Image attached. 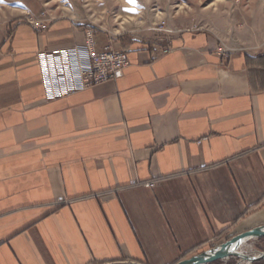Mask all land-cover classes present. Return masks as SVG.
Masks as SVG:
<instances>
[{
	"label": "crops",
	"instance_id": "crops-1",
	"mask_svg": "<svg viewBox=\"0 0 264 264\" xmlns=\"http://www.w3.org/2000/svg\"><path fill=\"white\" fill-rule=\"evenodd\" d=\"M192 28L95 34L123 77L50 100L37 53L85 29L0 16V264H176L264 224V49Z\"/></svg>",
	"mask_w": 264,
	"mask_h": 264
},
{
	"label": "rangeland",
	"instance_id": "rangeland-1",
	"mask_svg": "<svg viewBox=\"0 0 264 264\" xmlns=\"http://www.w3.org/2000/svg\"><path fill=\"white\" fill-rule=\"evenodd\" d=\"M42 11L49 20L69 19L95 30L99 42L108 38L119 41L126 35L131 40L126 45L134 41L167 43L185 29L212 27L223 31L231 42L246 41L259 51L264 49V0H0V16L4 18L27 20ZM261 238L251 239L243 250L264 252ZM221 261L236 264L239 258ZM252 264H264V258Z\"/></svg>",
	"mask_w": 264,
	"mask_h": 264
},
{
	"label": "built area",
	"instance_id": "built-area-1",
	"mask_svg": "<svg viewBox=\"0 0 264 264\" xmlns=\"http://www.w3.org/2000/svg\"><path fill=\"white\" fill-rule=\"evenodd\" d=\"M29 22L43 26L48 20L46 12ZM128 49L115 48L112 41L98 49L95 31L85 29V42L53 50H40L37 60L41 70L46 97L64 98L90 87L120 79L130 65ZM170 49L165 50V52Z\"/></svg>",
	"mask_w": 264,
	"mask_h": 264
},
{
	"label": "water",
	"instance_id": "water-1",
	"mask_svg": "<svg viewBox=\"0 0 264 264\" xmlns=\"http://www.w3.org/2000/svg\"><path fill=\"white\" fill-rule=\"evenodd\" d=\"M261 237H264V224L239 233L230 239L225 240L216 246L214 245L213 247H210L200 253L184 258L176 264H208L231 257L239 258V261L236 264H242L246 258H248V260L252 263L258 259L264 258V252L259 253L257 256H246L240 253V249H243V247L251 239Z\"/></svg>",
	"mask_w": 264,
	"mask_h": 264
},
{
	"label": "trees",
	"instance_id": "trees-1",
	"mask_svg": "<svg viewBox=\"0 0 264 264\" xmlns=\"http://www.w3.org/2000/svg\"><path fill=\"white\" fill-rule=\"evenodd\" d=\"M79 27H81V28H84V29H87V27H85L84 25H78ZM95 31V30H94ZM95 34H96V36H98L97 35V32H95ZM120 40L123 42V44L125 45V44H128V43H131V40H128V38H127V36L126 35H122L121 36V38H120ZM248 58V60H256V61H261V60H264V56H262V57H254V58H252V57H247ZM261 239H264V238H261ZM222 261L221 260H217V261H214V262H211V263H208V264H220ZM259 263H261V262H259Z\"/></svg>",
	"mask_w": 264,
	"mask_h": 264
},
{
	"label": "bare ground",
	"instance_id": "bare-ground-1",
	"mask_svg": "<svg viewBox=\"0 0 264 264\" xmlns=\"http://www.w3.org/2000/svg\"><path fill=\"white\" fill-rule=\"evenodd\" d=\"M240 253H242L243 255H246V256H257L259 255V253H256V254H252V253H248V252H245L243 249H240ZM242 264H252L251 261L248 260V258H246L245 261H243Z\"/></svg>",
	"mask_w": 264,
	"mask_h": 264
},
{
	"label": "snow or ice",
	"instance_id": "snow-or-ice-1",
	"mask_svg": "<svg viewBox=\"0 0 264 264\" xmlns=\"http://www.w3.org/2000/svg\"><path fill=\"white\" fill-rule=\"evenodd\" d=\"M130 2H133V3H134V2H135V0H130Z\"/></svg>",
	"mask_w": 264,
	"mask_h": 264
}]
</instances>
